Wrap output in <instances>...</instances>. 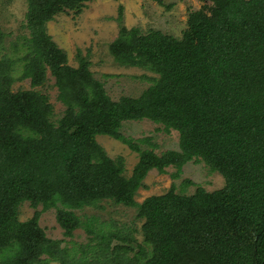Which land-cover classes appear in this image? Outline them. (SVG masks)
Returning a JSON list of instances; mask_svg holds the SVG:
<instances>
[{"label": "trees", "instance_id": "obj_1", "mask_svg": "<svg viewBox=\"0 0 264 264\" xmlns=\"http://www.w3.org/2000/svg\"><path fill=\"white\" fill-rule=\"evenodd\" d=\"M26 1L27 51L22 58H0V264H86L87 253L96 264H264V0H200L205 11L188 13L179 38L127 29L119 6L110 54L120 66L157 76L138 98L118 101L105 95L86 58L79 56L77 68L65 64L46 31L54 15L78 14L92 0ZM18 62V79L30 78L32 87L50 69L67 106L60 119L52 120L45 95L11 90L12 65ZM144 118L176 130L179 149L158 155L123 137V121ZM98 134L138 154L129 178L122 174L123 159H111L96 142ZM193 158L219 172L224 186L185 194L172 183L165 194L134 200L151 169L166 174L174 167L170 176L176 178ZM102 199L135 208V217L143 219L137 252L123 227L115 223V230L104 231L94 219L84 223L76 215ZM23 203L34 212L21 222ZM51 208L65 235L83 228L96 245L73 247L82 253L76 258L46 238L38 220ZM113 238L123 243L111 249Z\"/></svg>", "mask_w": 264, "mask_h": 264}, {"label": "rangeland", "instance_id": "obj_2", "mask_svg": "<svg viewBox=\"0 0 264 264\" xmlns=\"http://www.w3.org/2000/svg\"><path fill=\"white\" fill-rule=\"evenodd\" d=\"M9 2L10 0H0V58L2 56L12 59L22 58L27 51V48L22 46H25L23 43L28 41L30 34L26 28V19L9 24L7 18ZM24 2L27 5V1ZM119 6L122 7L123 14L121 24L127 29L138 28L143 33L158 30L177 38L181 37L182 31L186 28L190 11H205L204 3L200 0H162L161 4L154 0H92L85 2L78 14L72 11L61 12L47 21L45 24L47 34L65 54V64L77 68L79 56L86 58L92 77L101 84L102 90L111 101H118L120 97L138 98L151 85L150 78L157 76L140 67L120 66L110 54L109 44L115 40L119 31V22L116 20ZM14 45L17 46L18 52L14 53ZM12 67L11 73L15 80L11 90H34L40 95H45L52 106V120L60 119L67 106L58 98L59 91L50 69L46 67L43 83L32 87L30 78L18 79L23 71L22 62L15 63ZM119 131L123 137L132 139L141 148L151 149L158 155L179 149V133L176 130H165L163 125L145 118L123 121ZM95 140L108 157L123 159L122 174L129 178L138 162V154L122 142L106 135L98 134ZM167 171L166 174H161L156 169H151L137 188L134 200L141 203L148 197L165 194L172 183L176 185V193L182 191L185 194H193L197 187L211 192L221 189L225 183L224 177L219 172L209 171L207 165L196 158L186 161L180 167L176 178L170 176L171 173L177 172L176 168L168 167ZM186 181L192 183L187 185ZM38 210H41V206ZM33 212L28 203H23L18 208V220L24 222L30 219ZM75 213L84 223L94 219L95 226L104 231L108 227L115 230V223L119 228L123 227L125 234L133 238L134 242L129 245L134 248V252L138 250L137 245L142 243L143 236L140 231L143 219L139 220L135 217V208L116 205L109 199H102L98 206H84ZM55 214V208H51L43 211L39 217L38 225L43 229L46 238L59 242L60 248L66 247L72 250L76 258L82 253L73 251V247L76 250L78 246L96 245V241H90L94 238L93 234H89L83 228L75 229L72 236L65 235L56 222ZM122 243L113 238L109 245L112 249ZM98 251L99 248L96 247L94 252ZM121 252L129 258L133 257L132 250L122 249ZM39 258L46 259L47 255L42 254ZM86 258V264H96L92 253H87ZM68 263L75 262L68 260ZM48 264H59V262L49 261Z\"/></svg>", "mask_w": 264, "mask_h": 264}, {"label": "clouds", "instance_id": "obj_3", "mask_svg": "<svg viewBox=\"0 0 264 264\" xmlns=\"http://www.w3.org/2000/svg\"><path fill=\"white\" fill-rule=\"evenodd\" d=\"M28 8L24 0H10L7 8L9 24H15L25 19Z\"/></svg>", "mask_w": 264, "mask_h": 264}]
</instances>
